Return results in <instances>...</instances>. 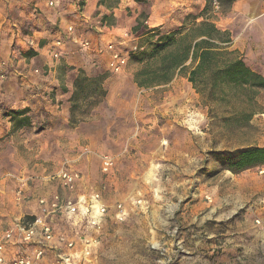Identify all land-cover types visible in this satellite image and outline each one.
Here are the masks:
<instances>
[{
  "label": "rangeland",
  "instance_id": "obj_1",
  "mask_svg": "<svg viewBox=\"0 0 264 264\" xmlns=\"http://www.w3.org/2000/svg\"><path fill=\"white\" fill-rule=\"evenodd\" d=\"M105 1L111 12L121 3ZM204 5L205 0H196L193 12L198 13ZM230 11L219 18L218 24L231 28L237 36L243 31L244 21ZM113 14H104L100 22L116 26ZM148 18L144 10L138 19L144 26L142 32L149 26L144 23ZM260 24L264 26V18ZM131 36L124 37L131 39L123 45L125 49L120 47L129 56L124 71L111 70L110 55L105 49L100 53L105 55L108 69L97 66L89 75L111 78L105 82L106 98L71 112L64 125L65 137L56 138L58 142L62 139L56 150L51 149L53 138L42 137L46 148L43 151L41 146L23 143L18 145L17 153L6 152L0 164H19L15 162L19 159L20 164L32 166L10 168L6 173L0 170V177L5 175L11 183L14 174L40 173L35 164H53L51 170L58 168L66 157L75 155L77 146H90L95 151L76 168L84 175L82 190L101 192L109 215L90 255L83 254L86 240L92 243L91 238H97L99 233L85 225L74 227L59 222L63 233L76 240L79 255L75 264H264V168L235 174L218 159L223 152L252 145L264 147V91L258 98L261 113L244 124L237 118L227 119L229 115L222 111L212 113L185 77H177L166 86L139 89L134 82L138 69L133 59L135 50L129 44L137 42L144 47L150 36L142 37L141 32L136 34L138 39ZM254 40L255 43L244 39V55H248L245 59L264 71V40ZM79 44L84 47L83 41ZM115 45L119 48L117 42ZM16 50L25 55L21 49ZM25 110L26 114H19ZM25 110L15 114L31 119L29 108ZM43 126L37 125V130ZM21 137L22 141L27 139ZM62 145H66L67 152L61 149ZM102 154L116 159L109 176H104L101 169ZM11 184L6 188L4 201L8 209L13 204ZM118 205L127 213L123 220L115 215ZM257 219L261 220L260 225ZM65 251V245L48 249L40 264H58V255Z\"/></svg>",
  "mask_w": 264,
  "mask_h": 264
},
{
  "label": "crops",
  "instance_id": "obj_2",
  "mask_svg": "<svg viewBox=\"0 0 264 264\" xmlns=\"http://www.w3.org/2000/svg\"><path fill=\"white\" fill-rule=\"evenodd\" d=\"M52 1L55 2L54 6H50ZM100 1L0 0V158L4 157L9 150H15L17 153L18 145L23 143L28 144L29 147L41 146L43 151L46 148L42 146V137L53 138L55 141L52 143L53 147H50L52 151L56 150L57 143L62 144V139L58 142L56 138L65 137L63 135L67 132V127L64 125L67 124L71 115V97L79 71L83 70L91 75L97 66L98 68L104 66L105 55H101L100 52L106 49L109 42L114 44L117 42L118 49L120 47L125 49L123 45L131 41L124 38L125 36L130 37L131 34V38L138 39L136 34L140 32L144 37V33L151 29L164 30L180 26L187 14L194 13L193 5L196 4V0H163L161 4L158 3L159 0H148V3H142L139 0H121L119 7L111 12L107 9V5L100 4ZM144 10L149 15L148 20L144 22L149 25L146 27L148 29L145 28L143 32L141 30L135 34L133 29L139 24L138 19ZM230 10V14H236L244 21L243 31L237 36L233 35L231 28L227 30L233 35L234 48L247 58L248 55H244L246 49L244 39L252 40L254 43V39L257 42L264 40V26L260 24L264 18V0H236ZM111 13H114L117 19L116 26L102 24L100 21L103 15ZM151 21L156 24L151 25ZM59 38L63 39L65 47L60 59L55 60L52 46L53 42ZM82 41H89L91 46L89 48L80 46L79 42L82 45ZM242 42L243 45H241ZM14 45L24 54L32 51L34 55L21 56V52H17ZM129 45L133 50L138 47L137 42ZM259 55L257 51L255 56ZM245 61L247 63L246 59ZM248 65L253 70L264 74V71ZM45 73L47 74L43 75ZM109 81L111 78H107L105 82ZM28 108L32 127L25 126L17 130L12 119L15 111ZM37 125L40 127L44 125L43 129L37 130ZM21 136L27 139L22 141ZM77 147L75 155L66 157L58 168L51 170L54 168L53 164L34 165L41 172H36L33 176L29 175L32 177L28 189V195L32 198L30 201L16 202L17 183L13 178L11 183L14 185V194L10 209L4 202L7 199L6 188L11 184L10 179L5 178V175L2 176L3 178L0 177V237L14 220L33 215L38 211L36 199L64 193L57 182H49L46 177L62 168L66 160L70 162L68 166L72 170L79 172L78 165L84 159H79L78 153L84 146ZM63 148L66 149V145H62L61 149ZM15 162L19 164H0V170L6 173L10 168L32 166L20 164L19 159ZM83 185L84 175L79 181L76 197L97 192H84ZM56 222L57 233H63L59 222L64 220L58 219ZM56 243L57 241L54 245ZM11 250L12 247H10Z\"/></svg>",
  "mask_w": 264,
  "mask_h": 264
},
{
  "label": "trees",
  "instance_id": "obj_3",
  "mask_svg": "<svg viewBox=\"0 0 264 264\" xmlns=\"http://www.w3.org/2000/svg\"><path fill=\"white\" fill-rule=\"evenodd\" d=\"M235 1L205 0L204 7L198 13L187 14L180 26L169 31L155 28L145 32L144 37L150 36L147 45L138 46L133 53L138 64L134 73L138 88L166 86L182 76L192 84L212 113L222 111L229 115L227 119L237 118L244 124L261 113L258 98L264 91V74L246 63L243 54L234 48L232 33L218 24L219 18L229 12ZM106 3L100 1L102 5ZM133 30L138 33L142 26L138 24ZM25 55L33 56L34 52ZM106 79L107 75L91 77L80 70L74 83L71 112L104 100ZM12 119L15 128L30 124L29 117L20 118L15 114ZM218 155V159L235 174L264 168V147L259 145Z\"/></svg>",
  "mask_w": 264,
  "mask_h": 264
},
{
  "label": "built area",
  "instance_id": "obj_4",
  "mask_svg": "<svg viewBox=\"0 0 264 264\" xmlns=\"http://www.w3.org/2000/svg\"><path fill=\"white\" fill-rule=\"evenodd\" d=\"M54 5V1L50 2V6ZM90 46L89 41L84 42V47L89 48ZM64 47L65 43L61 38L53 42L54 59H60ZM106 49L110 55L109 66L111 70L114 72L124 71L129 56L118 49L114 43H109ZM94 153L95 151L90 146H84L78 153V158L83 159ZM101 161L103 174L107 176L112 174L116 166L115 157L110 154H102ZM63 164L62 168L49 174L46 180L57 182L64 193H56L51 197L36 199L38 211L35 214L14 220L3 231L0 237V264H40L48 249L59 248L61 245H65L67 251L58 255V264H75L79 255L76 250V240L70 239L65 233H57L55 224H57L56 220L58 219L66 220L74 227L81 224L85 225L99 233L97 238H91L92 243L90 240H86L88 245L83 254L90 255L92 245L98 243L103 224L109 215V206L104 201L102 193L98 191L90 195L76 197L81 174L68 166L70 164L68 160ZM13 178L17 183L16 202L32 200L28 195L32 177L14 175ZM116 209V217L120 220L125 219L127 213L122 206L118 205ZM256 223L260 225L262 222L257 219ZM55 241L57 243L54 245ZM10 247H12L11 251Z\"/></svg>",
  "mask_w": 264,
  "mask_h": 264
}]
</instances>
